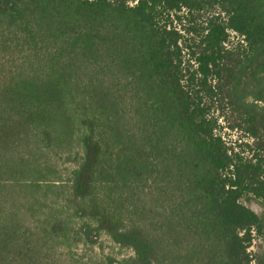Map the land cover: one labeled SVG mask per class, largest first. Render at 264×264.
Wrapping results in <instances>:
<instances>
[{
  "label": "trees",
  "instance_id": "obj_1",
  "mask_svg": "<svg viewBox=\"0 0 264 264\" xmlns=\"http://www.w3.org/2000/svg\"><path fill=\"white\" fill-rule=\"evenodd\" d=\"M250 196L264 0H0V264H264Z\"/></svg>",
  "mask_w": 264,
  "mask_h": 264
},
{
  "label": "rangeland",
  "instance_id": "obj_2",
  "mask_svg": "<svg viewBox=\"0 0 264 264\" xmlns=\"http://www.w3.org/2000/svg\"><path fill=\"white\" fill-rule=\"evenodd\" d=\"M223 134L227 140L233 142L241 137L240 132L231 131L227 128L223 130ZM243 201L246 205L256 210L259 214L263 213L264 208L253 197H246ZM101 242V245L96 248V251L102 255L110 254L115 257H122L131 253L129 249L120 247L108 237H104ZM250 249L253 253L258 254L261 261V259L264 258V235L256 237ZM253 264H256V262H253Z\"/></svg>",
  "mask_w": 264,
  "mask_h": 264
}]
</instances>
